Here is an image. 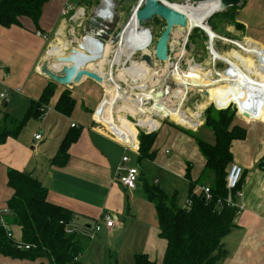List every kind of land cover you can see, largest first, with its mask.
I'll return each instance as SVG.
<instances>
[{"label":"crops","instance_id":"crops-1","mask_svg":"<svg viewBox=\"0 0 264 264\" xmlns=\"http://www.w3.org/2000/svg\"><path fill=\"white\" fill-rule=\"evenodd\" d=\"M82 1L76 4L71 0L49 1L43 6L36 24L30 18L21 17L17 26H0V94L6 93V98L0 101L3 107H7L0 110V114L21 120L31 104L40 99L46 87H53V95L42 106L39 120L32 118L35 121L27 127L29 138L26 139L22 133L7 138L0 145V208L7 207L12 196L7 187V171L28 172L46 189L49 203L73 213L71 230L84 240L89 239L80 257L82 264H121L122 260L134 264V256L138 254L160 263L166 244L159 237L155 207L145 196V186H156L166 195H173L174 200H179H175L176 205L184 208L191 190L208 186L200 182L205 160L196 142L185 130L165 122L152 131L156 134L152 146L154 158L139 159L137 151L130 150L110 133L124 142L117 133L126 137L133 129L126 120L115 122L112 117L117 103L129 100L110 82L102 86L83 78L79 83L60 87L40 73L44 61L70 50V41L64 40V31L68 27L67 22H73L62 17L61 10L72 4L85 13L88 7L80 4ZM238 7L235 21L242 25L241 34L247 41L242 45L264 51V0H241ZM95 39L103 46L107 45L99 38ZM54 47L59 48L60 54L48 53ZM91 64L94 63L87 64L85 68L101 75L102 72ZM51 67L52 70H59L61 66L53 64ZM102 77L106 76L102 74ZM252 83L232 77L230 84L225 83V86L251 97ZM17 89L20 91L18 94L14 92ZM107 89L110 94L104 100ZM63 92H68L75 102L68 115L55 108ZM254 98L248 99L245 105H241L240 99L237 110V114L250 122L248 129L242 126L246 129L245 139L238 140L247 148L242 158L233 156L237 141L231 146L232 164L243 171L240 196L233 198L242 211L235 218L236 227L223 239L228 255L218 264H264V99L259 101ZM97 109L95 117L101 122L94 118ZM132 110L145 114L136 106ZM109 115L112 120L105 118ZM71 132H77V138L68 149L66 164L62 167L52 165L51 160L62 140ZM35 135H40V140L36 141ZM137 135L135 142L139 147ZM124 156L129 159L127 165L139 171L133 190L126 189L118 181L121 174L119 166ZM151 179L152 182L149 181ZM105 214L111 215L113 227H105L100 220ZM7 223L12 233L16 229L15 237L20 239L19 228L11 221ZM96 225L101 229L95 233ZM42 261L0 256V264H43Z\"/></svg>","mask_w":264,"mask_h":264},{"label":"trees","instance_id":"trees-1","mask_svg":"<svg viewBox=\"0 0 264 264\" xmlns=\"http://www.w3.org/2000/svg\"><path fill=\"white\" fill-rule=\"evenodd\" d=\"M49 1L0 0V26L3 28L17 26L21 17L30 18L36 24L43 6ZM237 8L239 7H229L221 14L227 18L231 26L242 30V25L235 21ZM228 14H231L230 21ZM135 22L133 21V24H136ZM201 37H204L203 32ZM233 58L238 59L236 55H233ZM216 86L212 85L214 99L212 103L219 102L223 92L226 91L236 101L243 95L230 86L224 85L213 89ZM52 95V85L47 86L40 99L31 104L21 120L0 114L2 120L0 145L5 143L7 138L17 137L29 119L38 118L43 111L42 106ZM240 101L234 103L225 96L220 104H213L214 109L210 107L204 111L202 128L210 131L212 142L199 138L197 133L185 131L194 139L205 160L200 182L205 183L204 177L210 174L207 176L210 179L206 184L211 191V200L206 201L201 194H195L191 190L188 195L191 206L189 209H184L176 205L174 197H169L158 187L145 186V196L155 207L159 237L165 241L166 248L160 263L151 261L144 254H138L134 256V264H218L227 257L223 239L236 227L234 223L236 209L225 203L228 193L226 177L232 164L231 146L234 141L244 140L246 136V129L233 123ZM74 103L70 94L63 92L55 108L68 115L72 112ZM231 106H234L236 111L228 109ZM143 116L146 120L139 121L138 126L147 131L158 126L157 120L149 121L153 114L145 112ZM134 130L132 129V132ZM135 136L136 134L129 140L132 145H136ZM76 138L77 132L65 136L51 160L52 165L62 167L66 164L68 149ZM155 138V132L138 133L139 159L154 158L152 146ZM242 178L243 174L238 189ZM7 187L12 191L7 207L13 214L7 221H11L19 228L20 240L24 245L29 246V249H17L0 227V256L29 261L41 259L47 260L48 264H82L80 257L87 244L86 240L70 228L74 218L73 213L49 203L46 189L28 172L9 169Z\"/></svg>","mask_w":264,"mask_h":264},{"label":"rangeland","instance_id":"rangeland-1","mask_svg":"<svg viewBox=\"0 0 264 264\" xmlns=\"http://www.w3.org/2000/svg\"><path fill=\"white\" fill-rule=\"evenodd\" d=\"M52 1L55 0H50V2ZM162 1L171 4L190 3L192 5H197L199 3L198 1H194V0H162ZM71 2L73 4H76L77 1L71 0ZM99 2L100 0H83L80 3L83 6H87L88 9L85 10V15L83 18H80L76 21H72L73 23L67 22L68 27H66L64 31L65 34L64 40L75 41L76 39H78L77 41H79L84 35L89 34L92 36L94 33L98 32V29H101L98 25L94 24L90 20L93 17L94 12L97 9V6L99 5ZM111 2H112L111 11L114 16L113 23L106 25L107 29L104 30V33L101 34V36L98 37L95 36L96 38H99L100 40L105 42L108 45V48L105 57H103V60L94 62V64L91 65L96 70H99L104 74H107L110 71V73L114 78L117 77V83L119 84L121 89H123L122 90L123 94L128 99L131 100V101H123V100L119 101L117 103L116 109H113L112 117L115 122H118L120 119H124L128 123H130L132 128L135 129L134 132L131 133V137L132 136L134 137V135L138 134L139 132H143V133L144 131L147 132L145 128L140 126L138 127L139 121H141L142 119L146 120V117L139 114L137 111L132 110L135 109V104L133 102H136L138 96H140L141 94H148L152 89H158L159 92H163V93L165 92L164 90L168 89V94L167 95L165 94L164 99L161 98V101L170 106L175 105V103L177 102L174 94L175 91L178 90V88L174 82L173 73H172L176 65H178L180 72H186L189 69V67L197 66L198 70H200V73H202V75L209 74V77L211 79H217L218 74H221L224 71H226L228 69V66L224 62L214 60L212 58L210 53L209 39L206 33L201 31L200 29H193L188 32L186 29L176 27L173 28L169 41L171 42V46H172L171 59L165 63H161L153 60L154 66L152 68H149L148 66L145 65V63H142L140 56L142 53L153 56L154 45L165 26L163 20L154 17L150 21L143 22L142 24H140L138 31H136L138 29V24L137 22H135L136 20H134L136 24L132 23V25L128 28V30L124 34V39L129 47L135 48V52L130 57V60H126L125 57H122L121 62L119 63L120 65L119 64L113 65V67L110 68V60L113 56L114 51L117 49V44L120 39V37H118V33L120 32L123 24L129 21L131 15L133 14V11L138 6L139 1L111 0ZM223 12H225V10L213 14L206 21V24L211 29L212 33L215 35V37H217L212 41L213 50L220 55L228 56V57L233 55H236L239 59L244 58V56L250 57L249 54L243 53L236 46V43L246 44L247 41L243 39V34H241L242 32L240 29L235 28L229 24L227 18L221 14ZM228 19L230 21L231 14H228ZM202 32L204 33V37H201ZM139 35H141V38L139 37ZM181 51H183L182 54L183 57H179ZM68 52L69 51L65 52V54H68ZM132 65H135L134 67L140 68L138 70L139 72L131 73L132 74L131 76L125 75L122 72V70L131 68ZM141 66L143 69L141 68ZM139 74L144 75V78L139 79L138 77L137 78L133 77L134 75L137 76ZM88 80L92 83H95L90 79ZM246 81L249 83L253 82L252 90L250 94L252 96H255V98L259 100H263L264 99V59L263 61H261V64L259 65V68H257V71L254 74L253 78L251 80H246ZM95 84L99 85L97 83ZM229 84H230V80L226 82V85ZM209 85L212 96V85L211 84ZM106 86L109 87V89L113 90L112 87L108 85ZM60 87H64V86H60ZM218 87L219 85L213 87V89H217ZM201 90L203 89L196 88V89H192L191 91H188L185 99L182 101L183 103L182 110L186 112L189 116L191 115L193 116L195 114H199L200 116L204 115V111L207 108L210 107L213 108L214 107L213 104H220L225 96L231 99L234 103H238L241 99L242 100L241 105H245L248 102V99H252L251 97L248 96H242L239 98V100L236 101L234 100V97H232L230 93L226 91L223 92L219 102L216 101V103H212L214 100L212 97V102L210 103L207 100V97H204L202 95ZM107 93L108 94H106V100L108 95L110 94L108 89H107ZM21 97H23V95ZM20 100L21 98L18 99V101ZM152 104L153 102L145 101L144 106L147 108H151ZM2 105L3 102L0 101V110H5V108L7 107H3ZM228 109L236 111L234 106H231ZM217 110H221V109H217ZM235 113L236 114L233 123L236 125L244 126L246 129H248L247 127L250 122L244 119L239 114H237V111ZM146 116L148 115L146 114ZM153 119L157 120L158 126L161 123L165 122L166 125L171 124L182 130L191 131L190 129H187L183 126L177 125L176 123L170 121L167 118L157 119L155 117ZM38 120L39 119L37 118V121ZM34 121L35 120L32 118L29 119L19 134L24 133L26 139H28L30 136V131L27 130L28 129L27 127H30L32 125L31 123H33ZM203 123L204 120L203 122L201 121L200 127H198L199 126L198 124H195V126L192 127V129H196L197 127L198 128L196 129V131H192V132L197 133L199 138L204 139L207 142H212V135L210 131L206 128H202ZM152 131L150 133H152ZM246 149L247 148H245L242 142L240 141L235 142L233 147V153H234L233 156L235 155L238 158H242V155L244 154V151ZM208 175H206L203 179L205 183L209 182L207 181L210 179L209 177H207ZM149 181L152 182L153 179ZM172 196L173 195H170L169 197ZM181 199H183V193ZM175 200L176 202L179 201L178 198ZM13 234L14 237L17 235L15 228L13 229ZM99 235L100 234H98L97 236ZM89 242H90L89 239H87L86 244H89ZM42 263L48 264L49 262L47 260H43ZM121 264H131V261L122 260Z\"/></svg>","mask_w":264,"mask_h":264},{"label":"bare ground","instance_id":"bare-ground-1","mask_svg":"<svg viewBox=\"0 0 264 264\" xmlns=\"http://www.w3.org/2000/svg\"><path fill=\"white\" fill-rule=\"evenodd\" d=\"M104 1H105V6L102 8L101 14L112 15L113 13H112L111 7H110L112 5L111 1L110 0H104ZM138 1H142V0H138ZM165 4H167V6H169L171 9L183 14L187 18V27L185 29L188 32L193 30V29L202 28V29L206 30L210 36H212L213 38L215 37V35L212 33L211 29L206 24V21L210 15H212L214 12L219 10V2L217 0L199 2L197 5H192L190 3L171 4V3H167V2H165ZM134 19H135V15L132 14L130 19H129L128 25L126 26V29L124 30V32L120 36V39H119L118 44H117V49L113 53V56L110 60V64L118 65L121 62L122 57H125L126 60H130V57L135 52V48L129 47L126 44L125 39H124V34L128 30V28L132 25ZM136 22H137V20H136ZM137 24H138V29L136 31H138L139 27H140V23L137 22ZM190 25H194L195 27H193V29L190 30ZM101 32L102 31H100V29H98V32H96V33L102 34ZM139 37L141 38V35H139ZM96 40L97 39L93 38V36L88 34L83 38V41H81L80 43L85 49L91 50L93 53H95L97 51V48L95 45ZM211 45H212V42H211ZM236 46L243 53L249 54L250 57L244 56V58H241V59H234L233 56L228 57V56H223V55L218 54L211 47L212 48V50H211L212 51L211 52L212 58L214 60L222 61V62L226 63L228 66V70L224 71L221 74H218L217 79H211L209 77V74L202 75V73H200V70H198L197 66H191V67H189V69L186 72H180L178 65H176L172 71L174 82L178 88V90H176L175 94H174L175 99L177 100L175 105H173V106L167 105L166 103L162 102L160 98H157V96L154 94H151V95L150 94H141L140 96H138V99L136 100V102H133V103L135 104L136 107L144 110L145 112H149V113L153 114V116L150 118L149 121L156 120V119H153L155 117L160 118V119L161 118H167L170 121L176 123L177 125L183 126L187 129H191L192 127L195 126V124L201 123V120L199 119V116H200L199 114L189 116L186 112H184L182 110V104H183L182 101L185 99L188 91H191L192 89H196V88L204 89L208 94L207 100L211 103L212 102V96H211V90H210L209 84L217 85V86L219 85V86L223 87L227 81L232 79V77H238V78H242L245 80H251L253 78L255 71H257V67H258L257 64L259 65L264 58V51L261 49H257V48L249 49L248 47H245L239 43H236ZM107 48H108V45L103 46V53H102V59L101 60H103V57H105ZM48 53L52 54V55H54V54L58 55V54H60V51H59L58 47H54L51 50H49ZM180 54L182 55L183 51H181ZM55 65H59V64H55ZM134 66L135 65H132L131 68L123 69L122 72L125 75H130V76L132 75L131 73L139 72L138 70L140 68H137ZM141 68H142V66H141ZM109 73L110 72H108L107 74L101 73V76L103 74L104 76L107 77V75H109ZM110 76H111V80L114 83V84L111 83V85L116 89L117 92H119L120 94L125 96L123 94V91H122L123 89H121V87L117 83V77L114 78L111 73H110ZM133 77H135V78L138 77L139 79H143L144 75L139 74L137 76L134 75ZM164 91H165V94L167 95L168 89H166ZM242 96H240V97H242ZM150 97L154 99L155 104L151 108H146L144 106V100H146V98L149 99ZM251 98H254V97L251 96ZM254 99H257V98H254ZM128 100L131 101L130 99H128ZM257 100H259V99H257ZM261 102H263V101H261ZM155 105H158V108H156ZM110 115L105 116V118L112 120ZM101 117H102V115H101ZM102 122L104 124H106L104 121H102ZM192 130H195V129H192ZM117 134L120 135V133H117ZM120 137L122 138V140L124 142L132 144L131 141H129L131 138V133H129V135L126 137H123V135H120Z\"/></svg>","mask_w":264,"mask_h":264},{"label":"water","instance_id":"water-1","mask_svg":"<svg viewBox=\"0 0 264 264\" xmlns=\"http://www.w3.org/2000/svg\"><path fill=\"white\" fill-rule=\"evenodd\" d=\"M76 1H82V0H76ZM142 1H140V3L142 2V7L137 6L136 9L133 11V14L135 15V19L137 20L138 23L142 24L143 22H148L154 17L160 18L165 23V26L154 45L153 56L145 53H142L140 56L141 61L145 63V65L148 66L149 68H152L154 66L153 60L161 63H165L168 61V55H167L168 43L170 41L172 30L173 28L176 27L185 29L187 27V18L183 14L171 9L162 0H142ZM205 1H210V0H205ZM217 1L219 2V10L214 12L213 14L220 11H224L229 7L238 6L241 2V0H217ZM212 15H210L209 17H211ZM128 22L129 21L123 24V26L121 27V31L118 33V37L126 29ZM193 27L195 26L190 25V30L193 29ZM199 29L207 34L209 39L210 53H211L212 52L211 42L217 37L213 38L212 36L209 35V33L206 30L202 28ZM95 45L97 51L93 53L91 50L85 49L81 45V43L72 42L70 44L71 48L68 54L55 56L51 60L44 61L40 66L39 71L43 76H45L51 82L64 87L79 83L83 78L90 79L102 86L103 83L106 82H110L114 84L113 81L111 80L110 73L109 75H107V77L103 78L95 71H90L85 68L87 64L94 63L102 59L103 45L98 40L95 41ZM53 64H59L61 66L60 69L52 70L51 66ZM112 67L113 65L110 64V68ZM201 93L204 97H207L208 95L204 89L201 90ZM148 94L150 95L154 94L157 96V98L160 99L161 98L163 99L164 97V93L159 92L158 89H152ZM105 99H106V95L104 97V100ZM145 101L153 102L152 106H154L155 104L154 99L151 97L149 99L146 98L144 102ZM155 106L156 108H158V105ZM243 116L246 117L245 115ZM204 118H205L204 115H201V119L204 120ZM144 133L147 132L144 131ZM127 146L133 147V145L129 143H127Z\"/></svg>","mask_w":264,"mask_h":264},{"label":"built area","instance_id":"built-area-1","mask_svg":"<svg viewBox=\"0 0 264 264\" xmlns=\"http://www.w3.org/2000/svg\"><path fill=\"white\" fill-rule=\"evenodd\" d=\"M141 5H142V2L140 3V1H139L138 6L141 7ZM104 6H105V1L104 0H100L99 5L97 6V9L94 12L93 17L90 19L91 22H93L94 24L98 25L101 28L100 31H102L101 32L102 34L104 33V30L107 29L106 25L113 23V20H114L113 14L112 15H110V14H101L102 8ZM110 7H111V10H112V5ZM84 15H85V13H84L83 9L74 8V6L72 4H67L61 10V16L64 17V18H67L69 21H76V20H78L80 18H83ZM37 35L40 36L39 33H37ZM85 36L86 35H84L79 41H77V40L72 41L71 40L70 44L72 42L80 43L81 41H83V38ZM98 36H101V34L96 33V37H98ZM96 37L93 36V38H96ZM44 38H46V36H44ZM111 43H113V42H111ZM171 52H172V46H171V42H169L168 43V53H167L168 61L171 59ZM63 55H65V54H63ZM179 57H183V55L179 54ZM162 81H164V80H162ZM14 92L15 93H19L20 91L17 89ZM164 95H165V92H164ZM5 98H6V93L0 94V99L4 100ZM163 99H164V97H163ZM144 104H145V102H144ZM98 109L94 113V118L96 120L100 121L99 118L95 117V114L98 112ZM200 117L201 116H199V119H200ZM201 121L203 122L202 119H201ZM200 125L198 127H200ZM72 126L74 127V125H72ZM196 129L195 130L190 129V130L191 131H196ZM151 131L152 130L147 131V133H150ZM110 133L116 138L117 141L123 143L126 147H128L126 142H122L121 140H119L117 138V136L114 133H112V132H110ZM40 138H41L40 135H35V137H34V139L36 141L40 140ZM128 148L130 150H134V151L138 150V146L135 145V144L133 145V147H128ZM128 161H129V159H128L127 156H124L122 158L121 165L119 166V170L121 171V174L119 175L118 181L126 189L133 190L135 188V186H136V183H137V179H138V176H139V171H138V169L136 167H129L127 165ZM242 174H243V171H242V169L239 166H237L235 164H231L230 167H229V170H228L227 177H226V190H227L228 193H227V198L225 200V203H226L227 206L236 209V212H235V216L236 217L241 213L242 209H241V207L237 206L234 203L233 198L235 196H240V190L238 189V185H239V182L241 180ZM193 192L195 194H201L203 196V199L206 200V201L211 200V191H210L209 186H198V187L195 188V190ZM190 206H191V201L187 200L186 203H185L184 209H189ZM12 216H13V214H12V212L10 211V209L8 207L0 208V227H2V229L5 231L6 237L8 239H10L11 241H13V244L15 245V247L17 249L28 250L29 246L24 245V243L21 242V240L19 238L14 237V235L12 233V230L10 229V224L7 223V219L11 218ZM100 220H102V222L104 223L105 227H107V228L113 227L114 221H113L111 215L105 214V215H103L101 217ZM100 229H101V227L99 225H96L95 228H94V232L96 233Z\"/></svg>","mask_w":264,"mask_h":264},{"label":"flooded vegetation","instance_id":"flooded-vegetation-1","mask_svg":"<svg viewBox=\"0 0 264 264\" xmlns=\"http://www.w3.org/2000/svg\"><path fill=\"white\" fill-rule=\"evenodd\" d=\"M239 59V58H238Z\"/></svg>","mask_w":264,"mask_h":264}]
</instances>
